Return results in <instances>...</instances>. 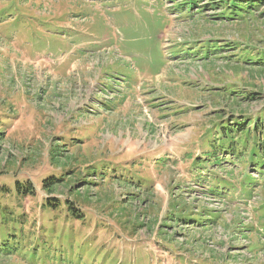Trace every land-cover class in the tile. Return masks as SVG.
Returning a JSON list of instances; mask_svg holds the SVG:
<instances>
[{"label": "rangeland", "instance_id": "rangeland-1", "mask_svg": "<svg viewBox=\"0 0 264 264\" xmlns=\"http://www.w3.org/2000/svg\"><path fill=\"white\" fill-rule=\"evenodd\" d=\"M223 2L0 0V264H264L255 141L211 157L264 153V3Z\"/></svg>", "mask_w": 264, "mask_h": 264}, {"label": "trees", "instance_id": "trees-1", "mask_svg": "<svg viewBox=\"0 0 264 264\" xmlns=\"http://www.w3.org/2000/svg\"><path fill=\"white\" fill-rule=\"evenodd\" d=\"M223 1H224L223 5H225V7L223 8L224 10H226V9L227 10H230V9H235V10L247 9L246 12H248V13H250L252 11V9H254L253 5L255 3H257L255 5H258V3H264V0H223ZM255 59H256V62L254 60H252V62L260 63V62H258V60L261 58H255ZM257 121H258V119H255L253 121L254 122V130H256V128L258 127ZM237 125H238L237 130H231L228 135L221 136V138L218 141L213 142L212 143L213 151L211 152V151L207 150V151H209L207 154H210V152H211V157L212 156L217 157V153L222 150L221 147L228 148V150L231 152V154H233L232 152L235 151V147H236V143H235V140L233 139V135H235V137H238L241 133L245 132L248 135V140H251V138H253L255 142L253 143L254 145L248 143V145L246 147H243L244 150L242 151V153L238 157V159L241 161V159L246 157L247 152L249 153V150H251V154L253 156V159H251L249 161L248 169L250 168V166H253V169H255L257 171L258 166H259L258 164L264 165V160H262L261 162H259L260 160H258L259 157L264 159V153H263L262 145H259L258 143H256V140L258 139V137L260 138L261 135L257 134V132H256L254 134V137H253V135L251 134L250 128L248 126H246L244 124V122L237 124ZM224 128H226V127H224ZM262 133H264V130H262ZM222 134H223V131H222ZM222 138H226V140L225 139L222 140ZM216 142L218 145H216ZM220 142L222 145H220ZM226 148L222 150L223 153L226 152ZM187 153L188 154H187L186 158L187 159L192 158L193 154L191 152H187ZM200 158H201L200 161H198V160L195 161V165L197 166V168L206 167L205 164H207V162H209V164H210V161H208V159H210V158L207 159L206 157H203V156ZM210 165H212V164H210ZM215 165L216 166H223L222 160H218ZM16 181L17 180H15L14 187H15V190H16L18 195H20V193H22V194H33L34 193V191L32 189V182H28L26 185H24V184H21L20 182H18V181L16 182ZM55 181H60V179L57 178L55 175L51 174L50 177L46 178L43 181L44 186L46 188L53 187L56 183ZM212 193L214 195L222 196L225 192L224 191L223 192H217L214 190V191H212ZM51 201H53V200L51 199ZM48 204L50 206H52L54 209H56L58 207V204H60V203L56 204L55 202H49L48 201ZM69 209H70V212L72 213V216L75 218L77 217L76 221H80L81 223H84V220L88 219L85 217L84 214L82 215L79 208L76 207L71 202L69 203ZM6 213L8 215L12 214V212H10V211H6ZM196 219H198V218L196 217ZM68 221H70V220H68ZM194 221L200 223L203 221V219H202V221H200V220H194Z\"/></svg>", "mask_w": 264, "mask_h": 264}]
</instances>
